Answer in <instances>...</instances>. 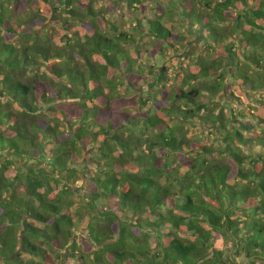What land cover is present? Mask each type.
I'll list each match as a JSON object with an SVG mask.
<instances>
[{"label": "trees", "instance_id": "trees-1", "mask_svg": "<svg viewBox=\"0 0 264 264\" xmlns=\"http://www.w3.org/2000/svg\"><path fill=\"white\" fill-rule=\"evenodd\" d=\"M145 1L0 0V264H264V0Z\"/></svg>", "mask_w": 264, "mask_h": 264}, {"label": "rangeland", "instance_id": "rangeland-1", "mask_svg": "<svg viewBox=\"0 0 264 264\" xmlns=\"http://www.w3.org/2000/svg\"><path fill=\"white\" fill-rule=\"evenodd\" d=\"M152 2L149 0H146L145 1V9L146 11H149L151 10V7H152ZM37 6L38 8L40 9L41 13L44 14L46 17L48 18H51L52 14H53V11L52 9L42 3V2H38L37 3ZM148 15H153V13L151 11L147 12ZM143 14H146V12H144ZM123 19L120 18L118 21H119V24H120V27L121 28H128L130 27L131 25L129 24L130 23V18L129 16H127L125 13L123 14ZM124 20V21H123ZM123 21V22H122ZM167 27L170 28V30H172V32L174 33H180V30H178L177 28V25H175L174 23L172 24V22H167L166 23ZM58 40V39H57ZM148 44H145L143 45L145 48L149 47ZM196 47H198L196 45ZM166 53V56H167V59H168V62H167V73L165 75H167V77L169 79H174L176 78L175 77V74H176V71L175 69L177 68V66H179L180 62L183 63V61H181V59L183 58V47L180 45V44H176L175 46H173L172 48L170 49H166L165 51ZM164 60V57L162 58ZM153 62H158L159 60L157 58H155L154 60H152ZM147 77L149 78L148 80V83L145 84V85H142V86H139V87H131L127 90V94L128 95H137V96H140L141 99H150L152 100L153 97L155 96H152V92H153V95L157 94V92H155L156 90H154L155 87H158L155 86V83H156V78H157V70H148L147 71ZM165 80V78H163ZM162 84H166L165 82H163ZM161 89H163V86L162 87H158ZM188 127V134L189 136H204V139L206 141H208L209 143L212 142V135L211 133L208 132L207 129H203V131L200 130L199 127H193V126H190V125H186ZM214 145H217V142H213ZM78 185H82V183L80 182ZM232 256H236V255H232ZM235 260L238 262V263H241V264H249V260L247 258H245L244 256H236Z\"/></svg>", "mask_w": 264, "mask_h": 264}]
</instances>
